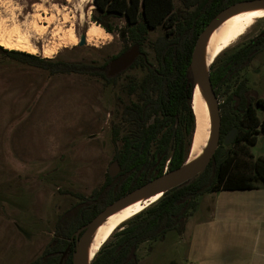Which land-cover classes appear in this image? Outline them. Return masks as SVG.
<instances>
[{
	"label": "rangeland",
	"instance_id": "rangeland-1",
	"mask_svg": "<svg viewBox=\"0 0 264 264\" xmlns=\"http://www.w3.org/2000/svg\"><path fill=\"white\" fill-rule=\"evenodd\" d=\"M92 14L99 15L94 0H0V35L26 36L37 49L31 55L52 63L101 66L131 42L120 38L124 19H112V35L95 45L72 46L68 29L73 28L79 42L93 22ZM163 34L157 27L149 31L148 41ZM261 34L264 18L222 52L217 65ZM134 73L128 70L115 84H106L91 73H52L0 52V264H31L53 237L60 217L101 186L113 154L110 120L128 102L124 85ZM242 79L253 102L264 100V50L221 88L218 101L223 102ZM257 116L264 119V112L257 110ZM257 131L249 152L264 157V131ZM218 197L220 191L196 198L197 208L189 214L183 233L170 231L163 240L140 244L139 264H188L193 225L212 213ZM113 233L103 245L114 242ZM232 251L220 252L216 224L204 229L191 258L194 264H234Z\"/></svg>",
	"mask_w": 264,
	"mask_h": 264
},
{
	"label": "trees",
	"instance_id": "trees-1",
	"mask_svg": "<svg viewBox=\"0 0 264 264\" xmlns=\"http://www.w3.org/2000/svg\"><path fill=\"white\" fill-rule=\"evenodd\" d=\"M240 1L248 0H94L99 15L92 14V21L112 35L114 28L110 20L124 19L125 29L120 31V38L139 49L132 65L112 77L108 76V66L113 58L101 66L52 63L49 59L0 47V52L10 59L52 73H91L106 84H115L128 70L137 72L129 75L124 85L128 102L110 120L113 143L110 163L117 162L119 171L113 176L107 171L98 189L80 197L60 217L53 237L31 264H72L78 229L108 204L186 162L195 129L191 107L194 84L189 69L192 51L211 19ZM157 27L164 34L149 42V31ZM131 46L125 45L115 57ZM261 50H264V34L238 48L221 64L217 65L218 57L212 62L209 78L217 97L221 88ZM257 110L264 112V100L253 102L246 79H242L219 102L220 141L206 169L164 193L156 203L130 219L113 233L114 242L103 245L90 264H139L140 244L163 240L170 231L184 232L189 214L197 208V197L220 190L254 189L257 182L264 184V157L254 158L249 152V146L257 142V129L264 131V119L260 120ZM232 128L237 129V135L225 146L223 137Z\"/></svg>",
	"mask_w": 264,
	"mask_h": 264
},
{
	"label": "water",
	"instance_id": "water-1",
	"mask_svg": "<svg viewBox=\"0 0 264 264\" xmlns=\"http://www.w3.org/2000/svg\"><path fill=\"white\" fill-rule=\"evenodd\" d=\"M251 7H264V0L240 1L221 10L211 19V21L200 33L192 51L189 69L194 84L191 107L195 117V129L193 132L192 143L190 145L187 160L190 157L197 131V113L194 107V95L197 87L200 89L209 110V137L201 157L197 161L188 165H186V160V162L178 169L164 173L162 176L155 178L147 184L134 189L123 197H120L114 202L108 204L98 215H96L86 225L78 229V231L75 233V250L72 254V264H86L85 252L90 236L94 230L113 213L117 212L133 201L143 198L149 199L155 195H160L161 197L164 193L192 180L206 169L219 145L221 118L218 97L214 92L209 78V72H206L204 62L202 60L204 43L210 33L220 24L223 19L242 9ZM123 35L124 34L122 33V36ZM85 44L86 36L82 35L79 37L78 45L83 46ZM138 54V47L133 45L126 52L113 58L108 66V76L112 77L128 69L135 61ZM236 134L237 129L232 128L223 137V144L225 146H229L233 142ZM118 171L119 166L117 162L112 163L108 169V172L111 176L115 175Z\"/></svg>",
	"mask_w": 264,
	"mask_h": 264
},
{
	"label": "bare ground",
	"instance_id": "bare-ground-1",
	"mask_svg": "<svg viewBox=\"0 0 264 264\" xmlns=\"http://www.w3.org/2000/svg\"><path fill=\"white\" fill-rule=\"evenodd\" d=\"M87 1L89 0H80V2ZM262 18H264V7H251L242 9L223 19L210 33L204 43L202 60L206 72H209L210 65L222 52L243 37L257 19ZM68 30L70 44H72V46L76 45L78 43L77 35L72 27ZM85 36L87 44L95 45L97 41L99 42V40L104 39V36H109V34L106 33L102 27L91 22L85 30ZM0 46L8 50H18L29 54H35L37 52L36 47L24 35H18L16 39H13L9 35H0ZM194 103L197 113V131L193 148L186 165L197 161L201 157L209 137V110L198 87L196 88L194 95ZM159 198L160 195H155L149 199L143 198L133 201L104 220L89 238L85 252L86 264H89L90 261H92L115 229L132 219L135 215L141 213L151 204L158 201Z\"/></svg>",
	"mask_w": 264,
	"mask_h": 264
},
{
	"label": "crops",
	"instance_id": "crops-1",
	"mask_svg": "<svg viewBox=\"0 0 264 264\" xmlns=\"http://www.w3.org/2000/svg\"><path fill=\"white\" fill-rule=\"evenodd\" d=\"M211 210L193 225L188 264H194L191 257L197 253L204 229L216 224H220V252L232 248L234 264H264V186L220 190Z\"/></svg>",
	"mask_w": 264,
	"mask_h": 264
},
{
	"label": "flooded vegetation",
	"instance_id": "flooded-vegetation-1",
	"mask_svg": "<svg viewBox=\"0 0 264 264\" xmlns=\"http://www.w3.org/2000/svg\"><path fill=\"white\" fill-rule=\"evenodd\" d=\"M237 135V134H236Z\"/></svg>",
	"mask_w": 264,
	"mask_h": 264
}]
</instances>
